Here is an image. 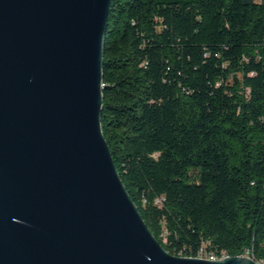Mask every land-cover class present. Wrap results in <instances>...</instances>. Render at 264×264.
I'll list each match as a JSON object with an SVG mask.
<instances>
[{
	"label": "trees",
	"instance_id": "trees-1",
	"mask_svg": "<svg viewBox=\"0 0 264 264\" xmlns=\"http://www.w3.org/2000/svg\"><path fill=\"white\" fill-rule=\"evenodd\" d=\"M102 131L173 256L264 264V0H112Z\"/></svg>",
	"mask_w": 264,
	"mask_h": 264
},
{
	"label": "water",
	"instance_id": "water-1",
	"mask_svg": "<svg viewBox=\"0 0 264 264\" xmlns=\"http://www.w3.org/2000/svg\"><path fill=\"white\" fill-rule=\"evenodd\" d=\"M112 0H0V264H258L178 257L102 131Z\"/></svg>",
	"mask_w": 264,
	"mask_h": 264
},
{
	"label": "built area",
	"instance_id": "built-area-1",
	"mask_svg": "<svg viewBox=\"0 0 264 264\" xmlns=\"http://www.w3.org/2000/svg\"><path fill=\"white\" fill-rule=\"evenodd\" d=\"M201 257H205V259L212 260V261H217L223 259L224 256L226 255H215V254H210V255H200ZM247 257H251L250 255ZM252 258V257H251Z\"/></svg>",
	"mask_w": 264,
	"mask_h": 264
},
{
	"label": "bare ground",
	"instance_id": "bare-ground-1",
	"mask_svg": "<svg viewBox=\"0 0 264 264\" xmlns=\"http://www.w3.org/2000/svg\"><path fill=\"white\" fill-rule=\"evenodd\" d=\"M228 257H230V256H229V255H226V256L223 257V259H224V258H228ZM244 257H247V256H244ZM198 258H203V259H205V257H201V256L198 257ZM258 264H259V263H258Z\"/></svg>",
	"mask_w": 264,
	"mask_h": 264
}]
</instances>
